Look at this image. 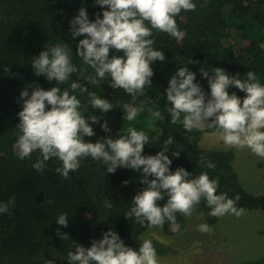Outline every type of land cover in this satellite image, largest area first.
Wrapping results in <instances>:
<instances>
[{
    "label": "trees",
    "instance_id": "1",
    "mask_svg": "<svg viewBox=\"0 0 264 264\" xmlns=\"http://www.w3.org/2000/svg\"><path fill=\"white\" fill-rule=\"evenodd\" d=\"M192 2L196 4L194 11L181 10L174 17L182 33L181 39L153 29L150 37L154 41L153 48L162 51L166 59L151 64L154 73L151 86L133 96L123 89H113L108 80L101 85L88 84L86 77L94 75L95 71L75 53L79 40L84 37L71 36L70 21L80 8L86 10L90 22L97 15L102 18L107 6L101 8L95 0H0V203H7L13 197L15 200L7 213H0V264H68L67 253L74 251L73 242L90 247L92 240L102 239V234L109 229L118 234L126 247L135 251L144 240L152 242L157 256L167 250L160 240L145 236L149 228L147 223L141 226L134 218L124 216L132 206L133 197L145 187L137 171L117 168L114 173H108L102 162L86 157L81 159L79 169L70 172L65 179L55 171L61 165L58 158H50L45 168L37 172L33 165L42 159L39 151L23 160L17 157L19 130L16 126L23 107L20 93L27 89L31 94L34 87L49 90L57 86L61 91L68 90L87 106L85 116L91 113L100 117L99 123L88 121L95 135L84 137L86 142L102 141L105 136L117 139L119 134H126L129 127H134L149 136V143L142 152L149 156L162 151L164 141L173 137L174 142L166 153L172 160L170 171L182 167L192 174L189 179L207 172L210 179H219L217 194L226 193L228 198L239 194L237 208L260 211L264 222V193L255 194L242 184L234 167L233 150L201 145L203 132H215L213 128L205 126L189 132L182 125L171 124L165 95L169 79L185 61H193L185 66L195 73L194 82L200 85L206 99L210 89L207 79L201 76V68L209 73L221 68L238 79H246L248 72H254L264 85V0ZM145 24L151 27L148 22ZM55 45L72 50L71 62L77 68L69 82L58 85L55 80L35 75L31 65L41 51ZM123 55L122 50L109 51V58ZM73 81L107 99L113 108L104 114L92 109L87 92L71 90ZM227 91L241 100L246 96L234 86ZM141 103L159 110L163 118L155 121L152 127L147 110L135 121L123 119L126 105L139 106ZM49 107L46 106V110ZM104 121L108 122L109 133L100 127ZM177 151L178 158L171 155ZM201 157L216 167L201 166ZM106 201L111 203L110 208L105 206ZM166 201L167 196L158 204L163 206ZM195 208L208 225L216 224L221 218L208 215L210 208L203 199ZM65 213L67 227L55 221ZM176 221L178 230L182 231L187 223L186 216L177 213ZM171 228V223L166 221L162 229L168 233ZM235 264H264V254Z\"/></svg>",
    "mask_w": 264,
    "mask_h": 264
},
{
    "label": "clouds",
    "instance_id": "2",
    "mask_svg": "<svg viewBox=\"0 0 264 264\" xmlns=\"http://www.w3.org/2000/svg\"><path fill=\"white\" fill-rule=\"evenodd\" d=\"M95 4L101 8L107 6L102 18L97 15L90 22L86 10L80 8L69 28L73 38L84 37L79 40L75 53L95 71L94 75L86 77L87 83L101 85L102 81L108 80L113 89H123L133 96L145 92L154 75L151 64L166 59L162 51L153 48L154 41L150 39L153 29L181 39L182 33L174 17L181 10L194 11L196 4L192 0H95ZM46 48L33 59L34 74L43 75L48 81L55 80L57 85L69 82L70 75L77 71L71 62L72 50L63 45ZM110 49L122 50L124 55L109 58ZM186 63L193 61H185L183 67L177 68L165 89L170 123L182 125L189 132L205 126L213 128L226 146L248 148L264 158V85L256 74L248 72L246 79H238L221 68H215L214 73L201 68V76L207 79L210 89V96L206 99L200 85L194 82L195 73L185 66ZM230 86L243 91L246 96L241 100L235 93L230 95L227 91ZM70 88L87 92L91 108L102 114L113 108L107 99L89 92L88 87L78 81L71 82ZM20 97L23 107L18 113L16 126L19 130L17 157L23 160L39 151L42 159L33 165L37 172L45 168V162L50 158H58L61 165L55 171L65 179L70 172L79 169L81 159L86 157L102 162L108 173H114L117 168L137 171L140 183L145 187L133 197L132 206L124 215L126 219L134 218L141 226L147 223L149 227L160 228L167 221L173 231H177L176 214L190 217L201 199L210 208L208 215L212 217L244 215L245 209L236 206L239 194L234 198H228L226 193L217 194L218 178L210 179L207 172H202L189 179L192 174L182 167L170 171L172 160L166 153L174 142L173 137L164 141L162 151L149 156L142 155L149 136L134 127H129L126 134H119L117 139L105 136L102 141L86 142L84 137L95 135L88 121L96 124L100 117L91 113L85 116L83 113L87 106L82 105L75 95H70L68 90L61 91L57 86L49 90L34 87L31 94L27 89L21 91ZM46 106H50L48 110ZM125 109L123 119L129 122L147 110L151 116L150 127L163 118L159 110L147 107L146 103L126 105ZM100 127L105 133L111 131L107 121ZM171 155L178 158L179 151ZM199 163L208 169L216 167L204 157ZM165 196L167 201L160 206L158 202ZM14 202L13 197L7 203H0V213H7ZM105 206L110 208L111 203L106 201ZM55 221L68 226L66 213ZM198 230L201 233L212 232L206 223L199 225ZM57 233L60 234L59 230ZM73 243L74 251L67 253L68 264H158L157 253L150 240H144L135 251L126 247L111 229L102 234V239L92 240L90 247Z\"/></svg>",
    "mask_w": 264,
    "mask_h": 264
},
{
    "label": "rangeland",
    "instance_id": "3",
    "mask_svg": "<svg viewBox=\"0 0 264 264\" xmlns=\"http://www.w3.org/2000/svg\"><path fill=\"white\" fill-rule=\"evenodd\" d=\"M201 145L233 150L234 167L242 184L255 194L264 193V158L248 148L226 146L216 132L204 131ZM186 219L182 231L171 228L166 233L160 227H149L145 232L146 237L160 240L167 248L163 255L157 256L158 264H235L264 254V222L258 210L245 211L240 217L226 214L209 225L211 233L198 230L206 222L196 208Z\"/></svg>",
    "mask_w": 264,
    "mask_h": 264
}]
</instances>
